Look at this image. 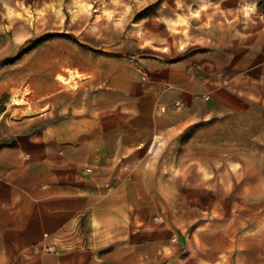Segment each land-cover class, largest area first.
<instances>
[{"label": "rangeland", "instance_id": "1", "mask_svg": "<svg viewBox=\"0 0 264 264\" xmlns=\"http://www.w3.org/2000/svg\"><path fill=\"white\" fill-rule=\"evenodd\" d=\"M262 27L264 0H0V134L22 120L36 131L73 123L97 106L95 86L115 71L121 85L129 76L135 84L121 106L135 95L139 108L153 109L111 133L119 145L105 149L107 163H116L106 207L89 223L76 218L56 241L48 234L38 254L65 252L86 264L83 254L92 250L89 264H102L99 256L111 252L105 261L113 264L116 248L121 264H264V103L251 98L239 110L205 115L202 100L190 105L201 115L187 124L171 117L167 128L165 105L149 107L145 98L168 95L167 65L184 57L217 56L224 64L228 55L236 65L243 42L255 41ZM83 58L101 61L90 84L76 66ZM75 72L81 75L68 84L56 78ZM240 75L231 92L240 90ZM115 97L106 94L102 106L114 107Z\"/></svg>", "mask_w": 264, "mask_h": 264}, {"label": "crops", "instance_id": "2", "mask_svg": "<svg viewBox=\"0 0 264 264\" xmlns=\"http://www.w3.org/2000/svg\"><path fill=\"white\" fill-rule=\"evenodd\" d=\"M243 46L247 50L244 48L245 53L236 65L228 55L224 64L217 56L207 61L198 60L194 55L169 63L165 70L168 95L145 97L149 107L157 101L165 105L162 125L169 128L171 117L176 116L183 124L191 122V117L201 115V111L191 109L190 105L202 100L208 104L205 115L239 110L251 98L264 103V27L258 30L255 41L248 39ZM100 62L83 58L76 64L78 71L87 74L82 84H90L93 75L102 74ZM205 64H209L206 67L209 73L202 75ZM56 71L57 67L53 72ZM239 73L241 88L231 92V84ZM219 74L224 76L220 83L226 85H218ZM117 80L119 74L115 71L108 83L99 82L92 98L97 106L83 109L82 118L73 123L56 120L36 131L35 126L22 120L12 123L11 129L0 134V264H74L65 252L38 254V250L47 242L48 234L54 235L53 240L57 238L55 234L72 227L79 216L89 223L106 207L105 184L115 173L116 163L114 157L107 163L105 149L119 145V137L112 136L118 131L115 127L126 117L153 114L152 108L144 111L138 107L135 95L125 101L129 107H122L121 95L132 92L134 83L131 76L125 85ZM46 84L53 96L57 92L55 83L51 79ZM106 94L117 96L112 99L114 107L102 106ZM48 134L50 153L43 155L41 149L47 144L44 139ZM91 152L96 154L92 159ZM87 165L98 170L91 175L88 172L92 168ZM116 252L114 248L113 264H121ZM107 254L111 252L99 256L104 260L102 264L111 258ZM83 256V261L89 264L95 253L86 251Z\"/></svg>", "mask_w": 264, "mask_h": 264}, {"label": "bare ground", "instance_id": "3", "mask_svg": "<svg viewBox=\"0 0 264 264\" xmlns=\"http://www.w3.org/2000/svg\"><path fill=\"white\" fill-rule=\"evenodd\" d=\"M77 75H81V74L78 73V72H75L73 75H71L70 78H65L64 76L58 74L56 78H57L60 82H62V83H64V84H68V83L70 82V79H71L73 76H77Z\"/></svg>", "mask_w": 264, "mask_h": 264}, {"label": "trees", "instance_id": "4", "mask_svg": "<svg viewBox=\"0 0 264 264\" xmlns=\"http://www.w3.org/2000/svg\"><path fill=\"white\" fill-rule=\"evenodd\" d=\"M42 40H44V39L40 38V39L38 40L37 43L41 42ZM29 48H30V47H29ZM29 48H28V49H29ZM4 144H5V143H4Z\"/></svg>", "mask_w": 264, "mask_h": 264}, {"label": "built area", "instance_id": "5", "mask_svg": "<svg viewBox=\"0 0 264 264\" xmlns=\"http://www.w3.org/2000/svg\"><path fill=\"white\" fill-rule=\"evenodd\" d=\"M89 170V169H88ZM44 236H47V234H44ZM57 240V238H54V241H56Z\"/></svg>", "mask_w": 264, "mask_h": 264}]
</instances>
